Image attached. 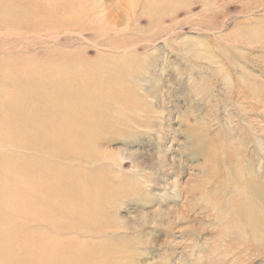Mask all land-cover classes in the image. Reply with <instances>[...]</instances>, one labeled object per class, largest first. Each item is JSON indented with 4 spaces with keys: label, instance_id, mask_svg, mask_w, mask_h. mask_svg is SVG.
<instances>
[{
    "label": "rangeland",
    "instance_id": "rangeland-1",
    "mask_svg": "<svg viewBox=\"0 0 264 264\" xmlns=\"http://www.w3.org/2000/svg\"><path fill=\"white\" fill-rule=\"evenodd\" d=\"M0 264H264V0H0Z\"/></svg>",
    "mask_w": 264,
    "mask_h": 264
}]
</instances>
